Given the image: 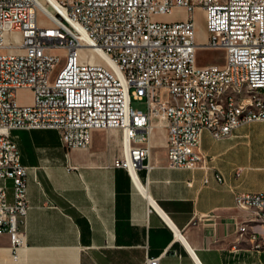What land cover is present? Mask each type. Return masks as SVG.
Returning <instances> with one entry per match:
<instances>
[{
  "label": "built area",
  "instance_id": "1",
  "mask_svg": "<svg viewBox=\"0 0 264 264\" xmlns=\"http://www.w3.org/2000/svg\"><path fill=\"white\" fill-rule=\"evenodd\" d=\"M175 9L185 12L184 20H157ZM194 10L203 20L201 44ZM37 12L49 27L37 24ZM197 48L223 51V65L196 67ZM52 49L65 56L50 80L59 63L46 53ZM0 51L6 52L0 55V181L11 184L10 202L0 186V235L13 256L23 245L19 226L28 206L25 168L10 131L53 130L72 150L86 149L93 130H117L122 154L112 166L136 188V171L149 168L154 127L165 129L166 167L192 171L204 160L203 131L221 140L240 125H264V103L250 96V89L264 94V0H0ZM19 90L31 93L30 104H16ZM132 100L143 101L145 111H133ZM239 105H253L256 116L235 118ZM233 204L262 219L264 191L237 194ZM236 231L254 248L263 245L245 225Z\"/></svg>",
  "mask_w": 264,
  "mask_h": 264
},
{
  "label": "crops",
  "instance_id": "2",
  "mask_svg": "<svg viewBox=\"0 0 264 264\" xmlns=\"http://www.w3.org/2000/svg\"><path fill=\"white\" fill-rule=\"evenodd\" d=\"M9 136L25 168L28 209L19 226L23 245L14 256L0 235V264H264V217L233 204L237 194L264 191L261 122L240 125L221 140L203 131L204 160L192 171L166 167L165 129L154 127L149 168L136 171V188L112 166L122 154L117 130H93L86 149L72 150L53 130ZM2 185L10 202V181ZM239 225L263 245L254 248L237 233Z\"/></svg>",
  "mask_w": 264,
  "mask_h": 264
},
{
  "label": "rangeland",
  "instance_id": "3",
  "mask_svg": "<svg viewBox=\"0 0 264 264\" xmlns=\"http://www.w3.org/2000/svg\"><path fill=\"white\" fill-rule=\"evenodd\" d=\"M186 17L185 12L181 9L173 10L172 14L159 17L157 20L162 22H170L176 20H184ZM193 20L195 23V42L196 44H201L204 42V26L203 20L201 17V12L199 10L193 11ZM36 22L41 27H49L50 24L44 19V17L40 13H36ZM13 35L6 34L5 42L13 43ZM51 56H56L59 58V63L54 67V69L50 72L49 79L52 80L56 75L57 71L62 68L64 64V50L60 49H52L46 52ZM6 52L0 51V55H4ZM85 56L84 52H79V57L83 58ZM95 63H99L95 60ZM223 63V51L221 50H212V49H202L197 48L195 50V66L198 68L207 67V66H218L221 67ZM31 101V93L29 91H17L15 93V102L18 105H28ZM130 107L135 112L143 113L145 111V106L143 101H134L130 102Z\"/></svg>",
  "mask_w": 264,
  "mask_h": 264
},
{
  "label": "bare ground",
  "instance_id": "4",
  "mask_svg": "<svg viewBox=\"0 0 264 264\" xmlns=\"http://www.w3.org/2000/svg\"><path fill=\"white\" fill-rule=\"evenodd\" d=\"M250 96L257 99L258 103H264V94H262L261 91H258V89H250ZM261 111L264 112V104H261ZM252 116H256V107L253 105H239L235 110V118ZM261 217H264V210H261Z\"/></svg>",
  "mask_w": 264,
  "mask_h": 264
}]
</instances>
